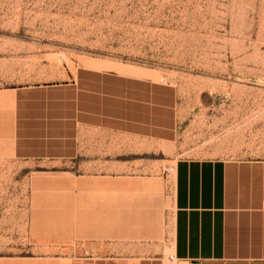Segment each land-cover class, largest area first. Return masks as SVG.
Returning a JSON list of instances; mask_svg holds the SVG:
<instances>
[{
	"label": "rangeland",
	"instance_id": "rangeland-1",
	"mask_svg": "<svg viewBox=\"0 0 264 264\" xmlns=\"http://www.w3.org/2000/svg\"><path fill=\"white\" fill-rule=\"evenodd\" d=\"M86 63L176 85L179 138L91 132L74 161L0 159V257L14 264L168 259L174 161L264 159V0H0V89Z\"/></svg>",
	"mask_w": 264,
	"mask_h": 264
},
{
	"label": "crops",
	"instance_id": "crops-1",
	"mask_svg": "<svg viewBox=\"0 0 264 264\" xmlns=\"http://www.w3.org/2000/svg\"><path fill=\"white\" fill-rule=\"evenodd\" d=\"M86 64L60 82L0 89V159L74 161L91 132L165 148L178 140L176 85ZM171 171L168 259L102 253L64 264H264V159L182 157Z\"/></svg>",
	"mask_w": 264,
	"mask_h": 264
},
{
	"label": "bare ground",
	"instance_id": "bare-ground-1",
	"mask_svg": "<svg viewBox=\"0 0 264 264\" xmlns=\"http://www.w3.org/2000/svg\"><path fill=\"white\" fill-rule=\"evenodd\" d=\"M113 70L118 71V72H123V73H128V74H134V75H145L147 77H156V75L154 73H150V72H141L138 70H129L123 67H117L114 68Z\"/></svg>",
	"mask_w": 264,
	"mask_h": 264
},
{
	"label": "built area",
	"instance_id": "built-area-1",
	"mask_svg": "<svg viewBox=\"0 0 264 264\" xmlns=\"http://www.w3.org/2000/svg\"><path fill=\"white\" fill-rule=\"evenodd\" d=\"M171 260H173V258H170Z\"/></svg>",
	"mask_w": 264,
	"mask_h": 264
}]
</instances>
